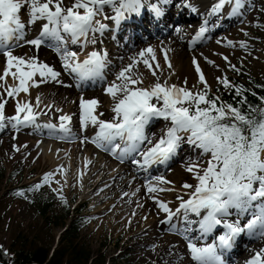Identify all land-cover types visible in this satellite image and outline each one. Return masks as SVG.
Segmentation results:
<instances>
[{
	"label": "snow or ice",
	"instance_id": "obj_1",
	"mask_svg": "<svg viewBox=\"0 0 264 264\" xmlns=\"http://www.w3.org/2000/svg\"><path fill=\"white\" fill-rule=\"evenodd\" d=\"M226 5L231 6L229 15H238L241 9L245 8L246 0H217L210 10V15L220 14ZM105 6L113 8L115 16L112 19L119 22L125 18L126 13L138 14L144 3L143 0H73L69 5L65 0H0V53L6 57V65L0 75V82H3L0 83V88L4 89L6 96L15 99L21 92L28 94L31 87H39L41 83L50 80L59 82L57 78L61 75L52 66L40 61L38 56L14 55L12 49L22 46L21 41L36 49L50 41L60 55L64 70L75 74L80 80L103 78L108 63L106 51H90L81 61L79 54L69 50L67 44H81L82 48L88 43L95 44V38L89 39V33H102L106 29L107 26L96 19L103 13ZM183 6L190 8L192 12L197 11L187 0ZM153 11L157 15L162 14L159 8L154 7ZM22 13L27 16L26 20L22 19ZM41 21L44 23L38 36L26 40V29ZM207 31L205 21L196 38L203 37ZM241 46L246 47L243 42ZM139 56L145 67L151 70L150 59H156L154 49H144ZM224 59L227 61V57ZM165 61L171 67L166 54ZM136 63L134 59L132 64L122 68L116 75V80L105 90L115 101L111 109L114 113L112 119H100L104 114L95 113L99 105L98 100L81 98V125L96 126L98 131L92 142L113 154L119 149L121 159L125 155L138 152L142 163L139 160L133 162L141 167L155 163L165 164L178 154L184 143L199 149L201 158L208 156L204 162L206 166L200 161H189L186 164V171L193 174L197 183L182 184L183 189L193 191L186 200L183 196L176 197L180 203L175 211L168 203L155 196L151 198L158 209L167 214L162 223L170 224V230L176 228L172 223L174 217L186 222L188 227L181 234L187 240V249L196 264H225L224 252L233 247L236 238L242 233L264 238V109L253 110L249 106L245 111L242 107L221 101L219 96L210 95V86L195 58L193 64L199 74V81L204 86L202 90L195 92L187 87L169 85L167 81L161 83L158 78L153 85L140 87L143 83L142 76L132 72ZM156 67L159 68L158 63ZM231 67L237 70L235 66ZM152 75L156 76V72L152 71ZM9 76L17 81L14 86L7 85L6 78ZM36 76L40 77L39 81L35 80ZM217 80L225 88L232 87L236 96L241 97L239 105L247 103V98L243 96V92L247 90L242 85H231L227 77H218ZM36 100L38 103L35 107H39L40 97L37 96ZM6 103L7 100L0 94V130L9 124L17 131L21 126L36 124L37 113L31 102L17 101L16 114L11 117L5 116ZM253 111L259 113V118L252 115ZM153 118L170 121V127L155 143L145 133L146 126ZM70 119L66 115L60 117L61 131H69L65 122ZM46 127L55 129L56 125L48 124ZM117 139L124 141L125 147L114 144ZM145 142L151 146L141 150V145ZM109 145H112L110 149ZM52 177V172L46 173L42 183L34 185L32 190L50 185ZM156 180L158 184L172 183L163 177H157ZM146 188L148 193L175 191L172 188H158L152 183L146 185ZM19 194L23 195V192ZM60 199L67 203L62 195ZM253 202H259L255 205L257 210L243 226L239 219H227L231 215V209H237L243 214L253 208ZM190 215L202 218L198 221L192 220ZM192 224H198L197 230L201 237L211 233L218 226H222L225 231L219 235L218 243L198 245L199 238L194 240L186 234L192 231ZM246 264H264V248L256 251Z\"/></svg>",
	"mask_w": 264,
	"mask_h": 264
},
{
	"label": "rangeland",
	"instance_id": "obj_2",
	"mask_svg": "<svg viewBox=\"0 0 264 264\" xmlns=\"http://www.w3.org/2000/svg\"><path fill=\"white\" fill-rule=\"evenodd\" d=\"M159 1L160 5L163 6L161 3H164L165 0ZM194 1L197 0H187L188 3H192ZM213 1H215L214 3L217 2V0ZM183 2H185V0H170V8L168 11L172 15L177 14L175 13L176 6L178 3ZM211 2L212 0H210V3ZM214 3L206 10L210 11ZM105 7L108 12L110 6ZM225 9L226 8L224 7L221 14H223V11H226ZM187 12L188 11H186V9L181 8L178 15H183ZM203 13H205L204 10L201 11L200 14L196 13L194 17H190V20L198 21L202 17ZM212 16L213 15H211L210 18ZM223 17V25H220V27H218L219 29L217 28V30L212 33L210 38L190 47L187 46L189 44L185 43L183 47L185 51L182 50V52L185 53L181 52L182 58L183 55L187 56L192 54L191 59H197L199 67L203 72L208 85L210 86V92L212 93H214V88L216 86H224L222 83L218 82V77L221 79L227 77L230 83L232 82L230 78L233 77L236 72L264 77V25L262 24L264 18V0H246L245 8L241 9L238 15H229L224 13ZM210 18L207 20L208 23L213 24L216 22L211 21ZM176 25L171 28V33L174 30L177 31L176 29H178V27ZM185 26L186 25H180V32L178 33L179 36H181L180 39H183L185 37L184 35L189 32L188 27ZM155 39L159 40V38ZM155 39L149 40L147 43H142L143 46L140 45L130 49L128 56L139 55L142 50L151 47V45L148 44L153 42ZM29 40H31V38ZM241 42H243L246 47H242ZM20 44L22 46L19 47H23L25 45L23 41H21ZM159 44L155 46L156 53L158 55L167 54L165 42L161 43L160 41ZM69 49L75 51L72 48ZM186 51H188V53ZM111 53L112 57H109L111 63L115 59L122 57L121 54H118L115 51ZM224 57H227V61ZM126 61L127 58H123L117 63H112V67H114L115 72H112L111 69L107 76H105L106 78H104L99 84L95 85L91 90L103 89L104 86L110 84V82L116 78L115 74L117 71L128 63V61ZM209 61L214 63H209ZM58 63V67L54 69L56 71L62 70L60 72L65 73L68 77L69 73L63 69L61 60H59ZM141 64L142 63H140V65ZM231 66H235V69L238 71L234 70ZM167 75L171 77L172 84L187 87L193 92L202 90L204 87L199 81V74L197 73L196 66L193 62L191 64L188 62H182L178 72L173 74L172 70H168ZM68 79L70 80V76ZM185 81H187L186 84ZM156 82L157 80L153 81L152 84ZM62 84L65 85L66 82L63 81ZM79 89L80 88H77L75 90L78 91ZM84 91L88 90L86 89ZM0 94H2L4 99L7 100L5 105V116H14L16 114L13 113L15 112L16 99L7 97L1 88ZM31 126H21L17 131L9 124L4 129L0 130V246H2V251L5 252L8 249L10 240L17 231L28 235L35 234L37 242L43 245L45 244L48 247H52L56 243L65 224L53 225L51 222L47 223L46 220L41 218L35 211L29 197L33 192L41 191L43 194L53 196V204L49 210V214L61 211V195L66 199V201H68L71 208L70 217H79V222L81 223L79 232L81 241L83 244L89 246L93 257L96 258V260L98 259L97 261H101L99 264H163V262L159 259L157 260V257L155 256L157 253L155 247L159 244L162 245V248L165 246L169 247L167 250H170V247L173 248L174 246L180 245L182 254L186 255V259H191L190 253L187 249V240L181 236V233H183L184 230H170L159 225V222L157 221L153 223L150 230L144 229L140 233H135L131 227H128L127 224L123 223L121 219H119L118 214L120 212L113 213L111 209L104 210L103 212H95L91 207V201L88 198L83 199V194L79 190L74 187H70L68 182V184L66 183L67 186L63 187L60 182H56L54 180V177H52L50 185H43L39 189L32 190L34 185L42 183V178L46 173H53V170H51V167L49 166V161L46 160L43 157V154L39 152V147L35 145L37 148L32 150L30 137L24 136L25 133L31 132ZM161 126L162 124H159L158 122L156 123V127H160L161 130H163L170 127V122L166 123L162 127ZM78 128L80 129V127ZM91 134L92 133L89 135ZM72 141H74V139L65 141V143H70ZM61 144L64 145L63 142L58 143L60 147L62 146ZM145 146L146 144L141 147V150L145 149ZM181 149L183 148L181 147ZM102 151L105 152L106 150L103 149ZM106 152L110 155L109 151ZM98 154L104 153H101L100 150H98ZM12 155H15V157ZM133 158H136V156L130 155L128 160L130 159L131 161ZM138 158L141 159V157H139V153H137V159ZM176 158L177 157L171 160V163L166 167L167 170L173 169L177 162L175 160ZM207 159L208 156H205L203 163ZM112 160L115 159H111V161ZM132 161H134V159ZM125 163H128V161L125 160ZM186 164L187 163L183 165L184 168ZM204 166H206V163H204ZM184 174L185 173H183V175ZM191 175L193 176V174ZM184 178L186 179V176ZM151 179L152 176H147L144 180L146 182H150L152 181ZM193 180L196 184L197 181L194 178ZM170 181L172 182L171 186L173 185L172 187L175 189H183V183L178 185L176 179ZM79 183L80 182H78V184ZM53 189H56V191ZM179 190L176 189V192H173L172 195H167V193L164 194L159 191L154 193L153 196L158 197L159 195H167V199H176L177 196H180L178 194L180 193ZM21 192H23V195L19 194ZM179 202L180 201L177 200L176 205L169 207L174 209L175 207H178ZM256 203L259 202H253V208L243 214H240L237 209H231L230 213H235V219H239L241 226H243V224H246L248 220L252 218V213L257 210L255 207ZM101 204L103 203L101 202ZM138 211L139 213L143 212V207H140ZM111 213L113 214L112 218H110ZM130 213L133 214L132 211L128 214ZM164 215L165 213H160L161 220L165 218ZM191 219L194 220L193 218ZM67 220L68 218L66 221ZM195 225L198 227V224ZM181 226H183V228L188 227L186 222H182ZM191 227H194V224H192ZM223 233L224 231L222 227L218 226L213 230L211 235L208 233L207 236H209L207 238L202 237L200 240H197V243L198 245L211 244L214 242L218 243V239L214 242L213 240L218 238L219 235H222ZM245 235L248 234L246 233ZM248 236V239L241 242L242 244H246V247L240 248L239 246L241 244H239V246L237 245L238 247L236 246L237 248L235 247L236 249H232L230 254L233 251L234 252L232 256L229 254V256L226 257L227 261L225 264H246V262L255 255L256 251L264 248V238H258L250 235ZM6 254L9 257V253L6 252ZM239 256H243V258H240ZM0 264L3 263L0 262Z\"/></svg>",
	"mask_w": 264,
	"mask_h": 264
},
{
	"label": "bare ground",
	"instance_id": "obj_3",
	"mask_svg": "<svg viewBox=\"0 0 264 264\" xmlns=\"http://www.w3.org/2000/svg\"><path fill=\"white\" fill-rule=\"evenodd\" d=\"M157 1L160 4V1L159 0ZM72 2L73 0H65V3L69 5ZM214 2L215 1L213 0L211 3H210V0L209 1L208 0H197L190 4L197 8L196 12L198 14H200V12L204 10L205 13L208 16H210V11L206 9H208ZM143 3H144V7L149 12H152V9L146 5L145 0H143ZM166 3L167 1H165V5ZM183 5H184V2L178 3V6L186 9V11L192 12L190 8L185 7ZM225 8H226L225 14H229L231 6L226 5ZM162 9L163 8H161V10ZM166 9L168 11V7ZM167 11L164 10L162 14L159 15V19H164L168 15ZM103 14H105V8L103 10V13L98 15L96 19H98L101 23L105 24L106 21L103 19ZM125 15L131 16L132 20L130 22H123L119 26V28L113 31V34H112L113 36L124 37L125 40H122L121 43H119L118 41L117 44L114 46V44L112 43V40L107 39L109 38V35H106V37H102L101 33L99 32L95 34L90 32L89 39L94 37L96 40V43L95 44L88 43L87 46L83 48L81 47V44H77L78 49L76 52L79 54V59L82 61L83 59H85L87 53L93 50L100 51V52H103V51L107 52V50L105 49V46L109 44L112 49L111 52L115 51L118 54L122 55L121 58L115 59L114 60L115 62L113 61L112 63H117L119 60L123 58H127L128 63L122 67V68H125L129 64H132L134 59L135 61H137V63L135 64V67L132 69V72L136 73L137 75L142 76L143 83L139 85L140 87H149L153 85L152 82L157 80V78L159 79L161 83H164L165 81H167L169 85H172L171 77L167 75V72L168 70H172L174 74L178 72V69L180 68L182 62L183 63L188 62L190 64L193 62V59H191L192 54L191 55L189 54L187 56L183 55V58H182L181 52L182 50H184L183 47L185 43L190 45V43L194 41L199 28L204 24V19L202 18L200 23L196 24L195 21L189 20L190 17L187 18L186 15H184L183 17H180L181 19L176 21V23L179 24V27H178L179 29H180V25H186L185 27H188L189 29L188 30L189 32L186 35H184L185 37L183 36L184 37L183 39H180L181 36H179L178 34L180 30L178 31L174 30L171 33V28H170L169 30L162 33L159 40H154L153 41L154 44L153 42L149 43L148 45H151V48L154 49L155 56H156L155 61H152L150 59V63L152 64V69L149 70L141 62L142 60L139 57V55L128 56L129 50L131 49L130 47L135 41L127 48L128 46L127 40H129V36H131L130 29H141L142 30V27H144L146 28V30H148L147 27H149V25H151L152 23L155 24L156 21L151 18H146L145 16H148V14L143 15L140 13L138 14L136 13L127 14L126 13ZM22 19L24 20L27 19V16L23 13H22ZM182 20H185V21L181 23ZM43 23L44 21H41V22H38L36 25L31 26L30 28H27L25 39L29 40L30 38L31 39L36 38L39 34L41 25ZM222 24H223L222 20H220L217 23L218 26ZM209 30L211 32L213 28L208 27V31ZM132 37L134 38L135 36H132ZM104 41H106V43L103 45ZM160 41L161 43L165 42V46L167 48L166 55L168 57V61H170L171 63V67H169L168 63L165 61V55H158L156 53L155 46L158 45ZM81 43H83V38L81 40ZM70 44L71 43L69 42L67 45H70ZM12 50H13V54L17 56H26V57L38 56L40 61L49 64L53 68H57L59 64L58 62L59 60H61L60 55L58 53L51 51L44 45H42L39 49H36L32 45L25 44L23 47H14ZM186 52L188 53V51ZM182 53H185V52H182ZM57 54L59 55V57ZM110 55L111 56L109 57H112V53ZM140 63L142 64L140 65ZM157 63L159 64V68L156 67ZM5 65H6V57H4L2 53H0V75L3 74V69ZM108 69L110 70L112 69V72H115L114 67L112 66H109ZM121 69L117 71L115 76L118 74V72ZM152 71L156 72V76L152 75ZM60 73L61 75L57 78L59 82L50 80L47 83H41L39 87H31L29 89L28 94L21 92L15 98L16 102L17 101L31 102V104L34 106V111L37 113V121L35 125L31 126L33 127L32 129L35 132L33 134H36L37 131H39L42 134L48 133L46 129V125L48 122L45 119L51 121L53 125H56V128L52 129V132H49V133H52V134L56 133L57 135L59 133V135H62L63 139L69 138L73 135H78V134L83 133L81 129H79L78 127L74 129V127L78 125L77 123L78 115L80 117V114H81V110L79 106L81 98L85 100H90V99L98 100L99 105L98 107H96L95 113L104 114L103 116L100 117V119L107 120L113 117L114 113L112 112L111 109L115 101L111 98L110 95L106 94V91H105L109 84L107 86H104L103 89L101 88V89L78 92L75 90V87L72 84V82L68 79L69 76L67 77L65 73H62V72ZM35 80L39 81L40 77L36 76ZM115 80L116 78H114V80H112L110 84ZM63 81L66 82L65 85L62 84ZM0 83H3V82H0ZM6 83L7 85L14 86L17 83V81H15L11 76H9L6 78ZM117 83L119 82L117 81ZM1 90L4 92L3 88H1ZM37 96L40 97L39 107H35L38 103L36 100ZM13 113L15 114V112ZM63 115L69 116L71 118L70 121L65 122L67 128L69 129L68 132H63L59 129L58 123L59 122L61 123L60 117ZM152 121H154L155 123L153 124L149 122L145 128V133L153 141V143H155L164 134V131L166 130V129L161 130L160 127L157 128L156 123L158 122L159 124H162L163 126L170 121H166L162 118H153ZM79 123L81 125V120L79 121ZM84 130H94L95 131V132H92L91 135L87 134L88 135L87 138H89L90 141H88L87 139H82L81 136L79 135L73 136L72 139H74V141L70 143L69 142L65 143V141L63 140L64 145L61 144L62 145L61 147L58 145V143H56L57 142L56 139L52 140V138H49V137L48 138L41 137L40 139H38L39 135L41 134L34 136V135H31L30 133H25L26 135L24 134V136L30 137V143L32 144V150L39 147V152L43 154V157L46 160L49 161V166L51 167V170H53L54 180L56 182H60L63 185V187L67 186V184L69 183L70 187H74L75 189L79 190L83 194L82 196L83 199L88 198L91 201V207L94 209L95 212H103L104 210H107V209H111L113 213L120 212L119 214L117 213L119 219H121L123 223L127 224L128 227H131L135 233H140L144 229L150 230L153 223L157 221L159 222V225H161L162 227L170 229L171 228L170 224L162 223V221L166 219L167 214L165 213L164 215L165 218L161 220V217H160L161 211L158 210L156 203L151 198L153 197L154 193H148L146 185H148L149 183H152L153 185H156L158 188L175 189L174 187H172L173 185L171 186V184H167V185L158 184L156 180L157 177H163L164 179L168 181L176 179L178 182V185L184 182L195 185V182L193 180L194 177L191 175L192 173L187 172L185 168L183 167V165H185V163H188L189 161H200L201 163H203L204 157L201 158L200 150L189 146L187 143L182 144L181 147L183 149H181L180 147L181 150L179 149L178 154L176 155L177 158L175 159L177 162L172 170H167L166 168H163L164 164H160V163H155L147 167H141L140 165L134 163L133 161H131V163L133 162V165H131L130 162L128 163L118 162L117 159L111 161V159L119 157L118 149H117L118 152L116 154L112 153L113 156L111 155L109 156L107 154H98V150L100 149H97L96 144L92 142L93 138L95 137L98 131V128L96 126L88 124L87 127H84ZM92 135H93V138H92ZM24 139H27V138H24ZM119 141L121 142L120 145L123 144L121 148L125 147V142L118 139L117 143ZM145 144H146L145 149L151 146V145H148L147 142H145ZM35 145H37V147H35ZM12 156L15 157V155H12ZM139 157L141 156L139 155ZM137 160L141 161L142 163V157L141 159L138 158ZM183 173L185 174L183 175ZM147 176H152V179H151L152 181L146 182L144 179ZM185 176H186V179L184 178ZM78 182L80 183L78 184ZM137 189H139V191H137ZM176 189L179 190L178 188ZM176 189L175 191H162L161 193H164V194L167 193V195H172L173 192H176ZM192 191L193 189H180L179 190L180 193L178 194L180 196H183V198L186 200L189 198V194ZM126 193L127 195H125ZM167 195L166 196L159 195L156 198L168 203L169 206L176 205L177 200L167 199ZM99 201H101L103 204H101V202ZM140 207H143V212L141 213H139L138 211ZM176 208L177 207H175L172 210L175 211ZM130 211H132L133 214L131 213L128 214ZM137 211H138V214H137ZM112 215L113 214L111 213L110 218H112ZM234 215L235 213H231V215L227 219H229L230 221L236 220ZM191 218L198 221L202 217H195L194 215H190V219ZM182 222L184 221L181 218L174 217L172 223L176 225L175 229L183 230L181 226ZM222 229L223 231H225L223 227ZM137 230H140V231H137ZM245 234H243L240 238L235 240V243L233 245L234 247L240 244L241 242L245 241V237H246ZM239 247L244 248L246 247V244L241 243ZM167 248L169 247L165 246L162 248V245L160 244L156 245L155 247V250L157 251L155 256L157 257V260L158 259L161 260L163 264H196V262L192 260V258L189 260L186 259V255L182 254L180 245L174 246L173 248L170 247V250H167ZM233 252L230 254V256H232ZM239 257L243 258V256H239ZM224 261L226 262L227 260H224Z\"/></svg>",
	"mask_w": 264,
	"mask_h": 264
},
{
	"label": "trees",
	"instance_id": "obj_4",
	"mask_svg": "<svg viewBox=\"0 0 264 264\" xmlns=\"http://www.w3.org/2000/svg\"><path fill=\"white\" fill-rule=\"evenodd\" d=\"M262 24L264 25V18ZM230 79L231 85H242L247 90L243 92V96L247 98L246 104L239 105L241 97L236 96L232 87L216 86L214 93L210 92V95L219 96L221 101L242 107L245 111L249 106L253 110L264 109V100L261 99L264 98V77L236 72ZM252 115L259 118V113L256 111H253ZM29 199L35 211L47 223L65 224L61 234L56 243L48 247L37 242L35 234L28 235L17 231L12 236L8 249L5 252L0 249V262L3 264H99L101 262L93 257L89 246L82 243L79 234L81 223L79 217H70L71 208L68 201L66 204L61 201L60 212L49 214L53 204L52 195L35 191ZM6 252L9 253V257Z\"/></svg>",
	"mask_w": 264,
	"mask_h": 264
}]
</instances>
